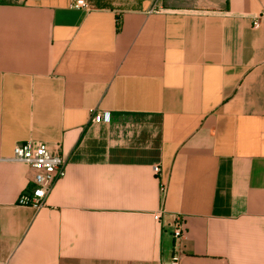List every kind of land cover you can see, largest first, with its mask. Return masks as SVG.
<instances>
[{
	"label": "crops",
	"instance_id": "0c3cea01",
	"mask_svg": "<svg viewBox=\"0 0 264 264\" xmlns=\"http://www.w3.org/2000/svg\"><path fill=\"white\" fill-rule=\"evenodd\" d=\"M70 1L0 0V264H264V0Z\"/></svg>",
	"mask_w": 264,
	"mask_h": 264
},
{
	"label": "built area",
	"instance_id": "2783aa9c",
	"mask_svg": "<svg viewBox=\"0 0 264 264\" xmlns=\"http://www.w3.org/2000/svg\"><path fill=\"white\" fill-rule=\"evenodd\" d=\"M154 4L151 11H160L157 7V2ZM70 7L76 10L89 11L90 4L88 0H71ZM253 25H257L256 19ZM93 122L109 121L107 112L99 115L94 114L91 118ZM12 161L23 163L28 167V180L30 187L24 189L17 198V204L20 206H28L32 208H42L46 206V201L56 182L62 179L65 175L66 161L65 159L54 153L50 147L44 142L26 141L16 144L13 148ZM154 175L160 173L159 165H152ZM160 192H164V187H160ZM160 213L156 214V218ZM171 235L173 239L180 240L184 237L183 222L180 216L173 217L171 223ZM170 264H178L177 258L173 257Z\"/></svg>",
	"mask_w": 264,
	"mask_h": 264
},
{
	"label": "rangeland",
	"instance_id": "374dc122",
	"mask_svg": "<svg viewBox=\"0 0 264 264\" xmlns=\"http://www.w3.org/2000/svg\"><path fill=\"white\" fill-rule=\"evenodd\" d=\"M7 1H9V2H14V1H16V0H7Z\"/></svg>",
	"mask_w": 264,
	"mask_h": 264
}]
</instances>
